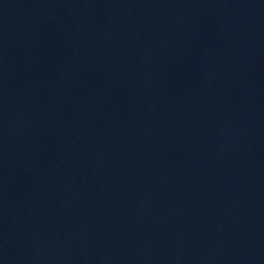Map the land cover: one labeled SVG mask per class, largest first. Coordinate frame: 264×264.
Returning a JSON list of instances; mask_svg holds the SVG:
<instances>
[{
    "label": "water",
    "instance_id": "obj_1",
    "mask_svg": "<svg viewBox=\"0 0 264 264\" xmlns=\"http://www.w3.org/2000/svg\"><path fill=\"white\" fill-rule=\"evenodd\" d=\"M0 264H264V0H0Z\"/></svg>",
    "mask_w": 264,
    "mask_h": 264
}]
</instances>
